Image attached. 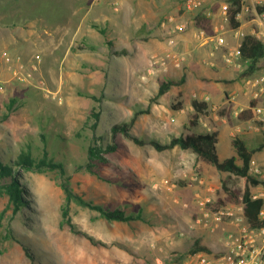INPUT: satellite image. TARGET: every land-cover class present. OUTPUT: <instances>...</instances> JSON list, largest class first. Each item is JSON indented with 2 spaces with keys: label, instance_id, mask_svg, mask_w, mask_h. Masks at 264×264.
<instances>
[{
  "label": "rangeland",
  "instance_id": "1",
  "mask_svg": "<svg viewBox=\"0 0 264 264\" xmlns=\"http://www.w3.org/2000/svg\"><path fill=\"white\" fill-rule=\"evenodd\" d=\"M9 1L15 7L9 9L11 16L20 21L15 26L0 23V58L11 72L8 81H0L1 112L9 114L0 123L3 155L16 158L27 148L30 136L35 139V154H42L44 143L39 139L42 132L62 134L63 140L55 136L50 139L51 151L55 150L50 155L65 161L76 192L97 204L124 207L128 214L143 209L145 220L109 221L98 210L72 201L68 218L76 227L74 231L63 223L65 192L57 173L21 169L23 208L5 211L9 197L4 195L0 199V264H32L28 251L37 264H153L156 254L152 244L158 239L167 245L165 260L176 264L180 254L188 259L194 253L191 250L197 239L213 253H223L225 229L235 227L231 220L242 214L244 205L217 204L220 198L228 196L222 188L228 172L218 170L191 149L176 146L159 151L153 145V140L166 143L172 136L185 132L192 113L187 109L182 113L177 106L187 108L196 97L184 94L178 86L154 99L159 79L177 75L168 70L161 75L148 71L147 58L133 49L148 40L139 42L127 28L121 32L119 26L115 31L110 24L105 28L99 19L85 18L83 0H59L66 9V17L55 21L41 17L50 7L43 6L42 14L37 10L42 7L40 0ZM263 3L264 0L247 2V15L255 16L258 5ZM2 18L10 19L6 13L0 14ZM12 31L28 35V41L20 45L21 49L27 48L25 54L6 47ZM186 60L174 68L185 71ZM85 92L103 97L98 134H105L107 140L112 139L114 124L128 123L139 110L151 108L149 113L138 115L131 131L145 143L118 133L119 149L107 153L108 161L99 169L103 178L76 169L88 160L87 148L93 137L91 114L98 104ZM14 96L26 104L9 111L6 102ZM181 114L185 116L182 118ZM51 116L53 119L49 120ZM42 123L46 124L45 129ZM254 132L255 136L247 142L251 149L257 150L253 160L264 169V130ZM220 133L219 154L225 159L234 148L230 139L229 145H225ZM239 136L247 138L248 133ZM247 182V178L234 175L231 184L245 190ZM253 192H264V186L254 187ZM206 198L212 199L206 205L210 212L232 214L224 215L219 223L212 219L211 226L198 223L203 213L200 200ZM181 208L192 210L189 218L181 215ZM8 229L17 240L5 238ZM170 233L175 242L170 244L168 239L163 243ZM184 239L187 245H180ZM179 249L186 251L182 253Z\"/></svg>",
  "mask_w": 264,
  "mask_h": 264
},
{
  "label": "trees",
  "instance_id": "2",
  "mask_svg": "<svg viewBox=\"0 0 264 264\" xmlns=\"http://www.w3.org/2000/svg\"><path fill=\"white\" fill-rule=\"evenodd\" d=\"M42 7L37 8L43 14V6L50 7L44 17L49 21H55L59 18L65 19L66 9L61 5L59 0H40ZM229 2V27L232 30H238L242 24V21L238 18V13L243 10V0H227ZM11 2L8 0H0V14H8V18L0 19V23H4L9 26L17 25L20 19L14 18L12 15V10L15 7H11ZM216 8V7H215ZM258 12L264 13V3L258 5ZM39 16V15H38ZM30 17V16H29ZM32 18V17H31ZM214 18L208 17L205 10H201L194 18V26L198 29L205 30V32L213 36L215 35L214 30ZM106 32V29H103ZM240 51L242 58L247 61V67L242 72V76H251L259 69V62L264 58V43L256 37L254 34L245 35ZM185 82V78H169V79H159V89L154 99H158L165 93H167L172 86L181 85ZM86 96L94 99L98 104L93 107L91 114V119L93 120L90 124V128L93 132V137L90 138V144L87 148V162L85 164H80L77 166V170H87L94 174H97L100 178L103 176L100 173V167L103 163L107 162V153H113L119 149V142L117 139L118 133H123L128 137L133 138L138 143L144 144L145 142L133 135L132 128L136 122L138 115L141 113H149L151 108L146 110H139V112L131 119L130 122L114 124L111 128L112 139L107 140L105 134H98L99 125L102 118L103 108L102 101L103 97L97 94L85 92ZM259 100L255 99L251 101L250 107L242 110L238 118L241 120H249L255 117L254 107L259 104ZM25 100H20V97H11V99L6 102L7 109L14 110L25 105ZM193 106L195 111L189 119V124L186 126V130L180 136H172L171 139L162 143L158 140H153V145L157 150L163 151L165 149H172L176 146H180L183 149H191L195 152L201 159L208 162L209 164L215 166L220 171L228 172L229 175L224 179L222 188L227 193V198H220L217 202L218 205L227 202L242 203L244 205V214L247 222L252 227L264 226V221L261 220L260 212L264 206V197L254 198L253 189L256 186L263 185L264 179L256 177L251 172V166L254 159V155L257 152L255 149H250L247 145L245 139L240 136H236L233 139V144L236 149V155L228 157L226 159H221L218 149L219 143V133L217 131L213 132H197L193 130L196 127L202 115L208 113L209 104L207 101L200 99L193 100ZM180 108L181 106H177ZM9 118L8 112H1L0 106V123ZM51 116L49 120H52ZM46 124L42 123L43 129L46 128ZM55 136V137H53ZM57 139V137L63 140V135H53V133L43 131L39 139L44 143V150L42 154H35V139L30 136L28 140L27 148L20 151L16 158H6L0 146V199L4 195H8L9 203L5 211L13 209L15 212L21 210L25 203L24 199V186L20 181L19 174L21 169L34 172H56L57 179L62 189L65 192V203L63 205V223H67L71 228L76 231V227L72 222L70 215V205L72 201H76L82 206L91 207L100 212V214L109 221H131V220H145L144 210L141 209L140 212L127 213V209L124 207L111 208L109 206H104L102 204H97L92 200L87 199L83 194L76 192L72 185V176L69 174L68 166L64 160L57 159L56 156L50 155L54 153L55 150L51 151L50 139ZM264 147V145L262 146ZM260 147V148H262ZM259 148V149H260ZM239 160H241L239 162ZM237 175L239 177L247 178V186L245 190L236 185L232 186L233 176ZM6 239L17 240V237L12 230L8 229L5 234ZM91 239H93L91 237ZM192 252L205 251L212 252L211 248L206 245H201L199 240H196ZM0 253H2L0 251ZM28 255L32 258V264H37L34 261V257L28 251Z\"/></svg>",
  "mask_w": 264,
  "mask_h": 264
},
{
  "label": "crops",
  "instance_id": "3",
  "mask_svg": "<svg viewBox=\"0 0 264 264\" xmlns=\"http://www.w3.org/2000/svg\"><path fill=\"white\" fill-rule=\"evenodd\" d=\"M114 1L119 2V9L115 8L116 4ZM249 1L247 0L246 3ZM82 2L87 10L85 18L94 21L99 19L100 22L104 23L105 28L110 24L115 31H117L119 26H121L119 29L121 32L127 28L133 37H137L139 42H144L145 39L148 40L145 44L138 43L137 47L133 46V49L140 51L147 58V69L152 75H161L168 70L169 73H176L177 76L173 78H185L184 83L172 86L162 96L167 95L174 90V87L179 86L184 94L188 96L194 95L197 99L208 102V113L201 116L199 124L193 127V130L197 132L217 131L219 133V141L220 131H222V140L226 142L225 145H229L228 139L233 145L234 149L231 156L236 155V149L233 144L234 137L248 133L247 138L243 137L247 142L249 138L255 136V130L247 126L248 121L251 119L241 120L238 115L242 110L250 107L252 100L258 99L262 101L264 98L263 85L256 86L249 83L250 78H257L258 75L264 76V58L259 62L260 67L256 73L251 76H242V72L248 65L247 61L241 57L236 58L238 64L229 63L226 60V54L240 47L245 35L249 33L255 35L256 32L264 29V13L256 12L255 16H252V14L248 16V13L243 11L238 17L242 21L238 30H232L228 21L227 29H221V33L217 32V34L215 31L213 36L204 37L197 35L199 30L197 27L185 33H173L177 41L176 49L188 54V58L184 63V66H186L185 71H177L174 68L173 61H163V57L172 48L168 44V39L173 32L172 28L169 26L164 27L161 24L167 13L170 10H174V4L171 0H83ZM223 21V15L221 13L217 14L213 22L214 30L219 24H223ZM13 31L11 37L6 41V47L12 52L16 50L18 54H25L27 48L21 49L20 45L28 41V35H24V32L16 34ZM218 34H223L225 38L223 44H219ZM27 53L30 54V51ZM18 57L21 58V55ZM8 69L9 67L6 66L4 60L0 58V81L9 80L11 72ZM180 108L182 113L186 109L192 114L195 111L193 100L187 108L182 105ZM184 116V114H181L182 118ZM247 145L250 148L248 142ZM185 205L186 207L190 206L188 202ZM180 212L186 219L192 214L190 208H181ZM172 238V233H170V235L163 238V243L170 239V244H173L175 240ZM211 243L213 244V242ZM179 244L187 245V239L180 240ZM152 245L156 254L153 257V264H176L170 260H165L164 253L168 251V248L166 244H162L161 239L156 240ZM179 250L182 253L186 251ZM178 259L179 264L187 262V259L181 257V254Z\"/></svg>",
  "mask_w": 264,
  "mask_h": 264
},
{
  "label": "built area",
  "instance_id": "4",
  "mask_svg": "<svg viewBox=\"0 0 264 264\" xmlns=\"http://www.w3.org/2000/svg\"><path fill=\"white\" fill-rule=\"evenodd\" d=\"M246 1L243 0V11L246 10ZM115 2V1H114ZM174 4V10L169 13L161 24L164 27L172 28V35L168 39V44L172 47L163 57V61L171 60L173 65L181 66L187 59L186 52L178 51L176 49L175 33H182L194 28V18L201 11L205 10L208 17L215 19V16L221 13L224 17L223 24H219L216 28V34L221 33V29H227L229 21V2L227 0H171ZM115 8L119 9V2H115ZM216 7V8H215ZM241 12L238 13V17ZM197 35L208 36L205 30L199 29ZM174 33V34H173ZM219 35V34H218ZM256 37L264 43V29L256 32ZM225 38L223 34L218 37L219 44H223ZM240 47L229 51L226 54V60L229 63H235L236 58H241ZM8 62L11 58H7ZM155 61V60H154ZM249 83L256 86L263 85L264 91V76L260 78H250ZM255 117L248 121V128L256 131L264 130V98L254 108ZM251 172L256 177L264 176V169L261 168L255 160L252 162ZM254 193V192H253ZM264 197V192L254 193V198ZM211 198L201 199L200 203L203 210L202 215L198 218L197 222L205 224L206 226L213 225L211 220L219 223L223 221L224 215H231V211L224 212H210L206 209V205L211 202ZM242 214L237 216L235 220H231V224L235 227L225 229V250L223 253H213L198 251L189 255L185 264H264V226L252 227L248 222L244 214V208H242ZM261 220L264 221V206L260 212Z\"/></svg>",
  "mask_w": 264,
  "mask_h": 264
}]
</instances>
